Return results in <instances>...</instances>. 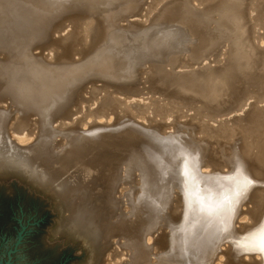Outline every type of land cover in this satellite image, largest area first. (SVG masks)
I'll return each mask as SVG.
<instances>
[{"label":"bare ground","instance_id":"6f19581e","mask_svg":"<svg viewBox=\"0 0 264 264\" xmlns=\"http://www.w3.org/2000/svg\"><path fill=\"white\" fill-rule=\"evenodd\" d=\"M164 1L166 0H131L130 3L125 7L119 8L112 16L110 30L111 37L114 39L130 37L145 42L146 38L156 33L164 41L161 49L145 47V49L143 48L144 50L138 51L132 57L131 63L122 77L129 84L137 85V77L139 76L137 70L140 67L151 69L153 80L157 76L160 77L162 75L163 84H167L165 85V87L167 86L166 88H162L163 85L158 87L157 90L156 87H153L156 90L155 93L161 94L167 99L180 100L182 103L195 100L193 102L198 104V108H195L189 114L188 112L177 111V105L176 107L173 105L176 109L173 107L169 109L170 105L169 107L165 105L167 108L160 107L159 109L156 105L159 101L155 104L158 108H155L153 107L154 105L151 106L150 101L153 100L151 98L150 103H141L140 101L125 102L123 97L125 103H120V100L119 103L123 105V110L127 114H125L127 118L124 117L126 120L123 122L124 124L132 127V129L145 130L147 133H149L148 130H151L152 134H150L154 135L152 132L154 129L153 125H157V121L158 124H166L168 121L171 123L174 120L176 123L173 121L174 124L172 126L180 132L178 134H182L187 149L182 148L184 161L178 163V169L174 167L177 173V181H174L173 189L170 192L167 189L169 193L166 208L161 213L159 212L157 225L148 229L142 224L141 228H138L137 238L133 240L134 242L132 240L129 241L127 235L122 237L123 241L117 239L120 249L111 246L114 250H107L111 251L108 255L106 254V256L110 257V263L108 264H133L134 254L143 251L148 257L149 263L146 262L147 264H264V253L258 250L256 240L252 235L261 226H264V12H259L257 8L262 1L168 0L164 5L162 4L160 9L158 8L159 10L156 13L159 12L157 14L154 13L150 16L151 6L156 7ZM262 11H264V8ZM134 15L138 16L139 20H136L137 18L129 20L130 18L128 17ZM65 16L67 14L60 17L65 18ZM93 18L94 14L89 13V18L87 17L89 21L85 22L83 28L88 27ZM122 18L124 23H119ZM147 20L148 23H145ZM125 27L130 28L127 35L116 32L118 28ZM49 39L50 37L47 40V44L51 45L50 43L53 39H50L52 40L51 42H49ZM222 56L225 59L224 62H221ZM182 62L202 66L189 73H183L181 72L182 70H177V67ZM95 74L98 73H87L82 78L74 81L67 88L70 94L66 96L65 105L55 115L43 113L40 117L43 118L41 123L45 127L55 125L53 122L58 124L57 120L62 118L64 112L70 110L69 105L80 89V82L89 80L90 77L88 79V76ZM193 74H195L194 77L202 75V78L206 79L205 83L207 86H204L206 89H203L205 91H201L202 87L201 89L199 88L200 91H197L196 86V90L190 91L179 87L183 86V83L188 81V79L189 81L191 78L194 79ZM100 76L97 77L95 75L97 78ZM169 78L172 80H168ZM158 79L160 80L158 82H161V78ZM169 85L173 91L168 89ZM91 86L89 83V87ZM89 89L91 90V88ZM118 90L119 92L121 91L120 89ZM135 90L132 86L130 91L124 95L135 94L138 96L139 94L137 95V90L136 92ZM231 91L233 92L231 93ZM229 93L230 95L235 94L232 103H230V100H225ZM84 97L86 96L84 95ZM73 102L76 101L73 100ZM172 103H175V101ZM17 104L11 103L10 107H6L7 104L0 106V170L3 171V168H9L11 171H18L28 176L36 184L49 189L56 197L59 196L63 199L72 197L79 200L76 204L74 203L75 207L70 217L69 226L74 231H78L85 241L92 242V245H94L96 238L100 237L101 226L95 223L94 215H92L94 207L92 205L89 206L91 194H94L93 190H91L92 187H75L74 185L78 182L75 177L70 175L60 176L54 168L51 169L45 165L51 158L60 160V154H63L66 150L52 155L50 153L52 146L50 134H47L45 139L43 137L33 139L32 132L23 131L19 125L22 121L19 120V124L17 123L24 112L18 108ZM120 109H122V106ZM16 112L19 114H16ZM85 112H81L80 116L74 117L73 113L69 116L70 118L67 116L69 119L66 121L69 123L68 130L70 131L81 127V124L87 125L86 129L79 130L78 145L75 148L71 147L67 151L77 150L87 156L89 151L86 150L91 146L88 141L90 140L89 138L110 129L108 127L110 124L94 121L86 122L82 118H87L93 111L91 110L90 114ZM92 115L95 118L97 114ZM179 116L183 117L185 121H181L183 119L179 118ZM137 117H142V120H145L146 123L136 121ZM64 122L62 121L63 125ZM67 123L65 124L66 126ZM40 126L43 125L40 124ZM63 127L62 129L65 130V126ZM157 127L160 126L158 125ZM169 127L171 128V125ZM170 128L169 130H171ZM52 129L56 130V127L54 126L53 128L52 126ZM169 130L165 133L170 132ZM160 135L164 136L165 134ZM233 141L236 142L235 145L231 144ZM216 143L227 145L226 148L229 149V152L227 153L228 149L221 146L224 150L220 152L221 154L218 152L215 154L213 152L215 147H212ZM218 146L216 144L217 151ZM217 156L221 158L220 161L213 159ZM92 157L94 158L93 161H96L95 154L92 153ZM41 159H44V161L41 162ZM45 159L47 160L45 161ZM131 162L132 160L129 159L124 163V177L130 180L122 182L127 185L125 186L127 187V192L124 195L127 197L130 212L135 213V218L130 225L128 223L125 224L128 225L129 229H135L139 221L136 219L137 210L146 207L147 197L153 181L147 167L143 163L139 161L137 165H133V162ZM203 167L209 168V171L201 172L200 169ZM223 167H226L227 171L223 170ZM172 168L171 166L170 170ZM164 171L166 172V170ZM164 175L167 174L164 173ZM169 177L171 178V176ZM169 177L168 181H170ZM163 179L166 182L167 179L162 177L161 180ZM249 179L252 181L251 184L247 183ZM108 181L111 185L109 190L111 189L112 191L117 186L116 179L111 177ZM95 182L98 183L97 181ZM246 203L251 206L247 205L244 209L241 208V205ZM120 207L125 208L126 206L120 205ZM244 213H247V218L250 222H240L235 225L234 222L238 215L242 214L239 217H246ZM145 215L147 217V214ZM155 217L154 214L151 218ZM148 220L151 219L147 218ZM112 235L114 233L111 230H108L107 234L104 235V237L106 236L104 240L107 239L104 248L108 245L109 237H114ZM129 247L130 253L126 254ZM121 248L127 249L125 255H127L126 258L128 259L123 260L121 258L122 253H124ZM103 254L100 255L99 259L96 258L97 264L106 260V257L104 261L102 260L105 255ZM117 257L122 260L118 261Z\"/></svg>","mask_w":264,"mask_h":264},{"label":"rangeland","instance_id":"374dc122","mask_svg":"<svg viewBox=\"0 0 264 264\" xmlns=\"http://www.w3.org/2000/svg\"><path fill=\"white\" fill-rule=\"evenodd\" d=\"M167 1L158 4V7L152 5V11L154 9V12L152 13L151 11L150 16L156 13L162 4L164 5ZM261 1L257 8L259 12H264L262 11L264 1ZM130 2L131 0H0V106L7 104L6 107H10L11 103L14 105L18 103V108L24 113H22L23 115L19 117L18 123H16L19 124L22 121L19 125L23 131L28 130L29 133L32 132L33 139L36 137H43L45 139L46 135L50 134V137H52L50 139L53 141L50 142L52 144L50 148L52 155L66 150L63 154H60V160L51 158L45 165L51 169L54 168L60 176L70 175L75 177L78 180L74 185L75 187H92L91 190H93L94 194H91L92 197L89 200V206L92 205L94 207L92 215H94L95 223L101 226L100 237L96 238L94 245H92V242L85 241L78 231H74L69 226L70 217L73 214L76 202L79 200L72 197L63 199L57 196V198L49 189L31 181L25 174H21L18 171H11L9 168H3V171L0 170V264L6 258V248H12L17 231L19 230L21 237L15 249L10 253L9 264H97V259L100 258L104 250L105 255L103 254L102 260L104 261L106 257V262L99 263L108 264L110 263V257L106 256V254L108 255L111 251L107 250H114V246L120 249L118 240L123 241L122 237L124 235L129 237V241L132 240L134 242L133 240L137 238L138 228H141L142 224L145 228H153L157 225L156 223L161 211L166 208L168 193L173 189L174 181H177V173L175 172L178 169L177 165L180 161H184L183 149H187L186 142L182 138V134H178L180 132L172 126L176 123L174 120V123L173 121L171 123L168 121L166 126L165 123H163L165 125L158 124L157 120L159 119H150L157 121V125H153L154 129L152 132L154 135H151V130H148L149 133H147V131L142 129H132V127L123 123L126 121L127 114L123 110V105L120 103L124 101L149 102L151 98V100L153 99L150 101L151 106L154 105L153 107L155 108H167L170 105L169 109H172V107L174 108L177 105V111L188 112L189 114L195 108H198V104L193 102L195 100H190L192 102L188 101V103L183 102L185 103L183 104L180 100L178 101L174 98L167 99L161 94L155 93L158 87L164 85L162 87L164 88L167 84H163L162 75V77L159 75L160 77L157 76L153 80L151 77V69L148 70L140 67L137 70L139 75L137 77V85L129 84L122 77L126 73L132 57L138 51H141L143 48L145 49V47L161 49L164 44V41L156 33L146 38L145 42L130 37L123 39H114L111 37L110 20L112 16L119 8L125 7ZM89 13L94 14V18L90 21L88 27L83 28L85 22L89 21L87 20ZM64 14H67L65 16V18L67 17L66 19L60 17ZM128 18H130L129 20H135V18L139 20V17L135 15L129 16ZM58 22L60 23L58 24ZM120 22L124 23L123 18L119 20ZM145 23H148V20ZM129 31L130 28L128 27L118 28L116 30V32L125 35ZM49 37L53 39V41L49 39V42L52 41L50 43L51 45L47 44ZM55 41L57 42L55 43ZM224 61L225 59L222 56L221 62ZM201 66L189 62H182L177 67V70H182L181 72L183 73H189ZM94 72L98 73L95 74L97 77L101 76L97 78L95 75H91L88 76V79L90 77V79L93 78L94 80L89 79L85 80L86 82L84 80L80 82V89L73 99L78 102L76 103L72 100L69 105V109L73 111L69 110L64 112L62 115L64 120L62 118L60 120L58 119V124L57 122H53L55 125H51V129L48 126L45 127L41 123V119H43L40 118L41 115L43 113L48 115L58 113L60 108L66 103V96L70 94L67 88L87 73ZM158 78H161V82H158L160 81ZM203 78L202 75L199 77L195 76L194 79L191 78L190 81L188 79V81L183 83V86L181 85L179 87H183L182 89H186V91L196 90V88L197 91H200L199 88L201 89L202 87V91L206 89L204 86H207L205 83L206 79ZM89 83L90 86L92 84L91 87H89ZM132 86L134 90H137V95H139L128 94L125 96L124 94L130 91ZM153 87H156V90ZM118 89L125 93L121 91L120 93ZM168 89L173 91L170 85ZM84 95L86 96L84 97L85 99L83 98ZM231 95L229 93L225 99L230 100V103H232L235 94ZM122 97L125 98L124 101ZM174 101L175 103H172ZM227 103L229 102L227 101ZM165 105L167 106L165 107ZM121 106L122 109H120ZM91 110L93 111L92 113ZM81 112L91 113L87 118H82L86 122L90 123L94 121L110 124L108 125L110 127L108 129L109 131H103V134H96L89 138L90 140L88 141L91 146L86 150L89 151V153L87 152V156L77 150L67 151L71 147L75 148L78 145V139L80 137L78 135L79 130L86 129L87 125L81 124V127H77L76 130L71 129L70 131L68 130L69 123L66 120L70 118L69 116L72 113L75 117L80 116ZM16 114L19 113L16 112ZM92 114L99 115L93 118ZM179 118L183 119L181 116ZM136 119L138 122L146 123L145 120H142V117H137ZM62 121H65L67 126L65 122L63 125ZM181 121H185V119ZM59 123H61V126ZM169 123L171 128L169 127ZM40 124L43 126H40ZM62 125L65 126V130L62 129L64 128ZM158 125L160 127H157ZM52 126L53 128L55 126L56 130L52 129ZM111 127L112 129L114 128L113 131ZM165 129H168L172 134L170 132L165 133L168 131ZM161 132L165 135L161 136L160 134L163 135ZM172 140H175L176 143ZM232 143L233 145L236 144L235 141ZM216 144L217 146L219 145L218 151ZM216 144L212 147H215L213 151L215 154L217 152L220 153L227 146ZM221 146L224 148H221ZM92 153L95 154L96 161H93ZM215 158H213L215 161L221 160L218 156ZM129 159L132 160L133 165H137L139 161L143 163L147 167L153 181L152 188L147 197L146 207L137 210L136 219L139 221L135 229L133 227V229H129L128 225L125 224L128 223L130 225L131 221L135 218V213L130 212L127 197L124 195L127 192V187H125L127 185L122 182L130 180L124 177V163ZM43 161L44 159H41V162ZM171 166L173 170H170ZM226 169V167H223V170L227 171ZM200 171L207 172L209 168L203 167ZM158 172L163 174H159ZM164 173L167 175H164ZM167 176L170 178L169 180L172 182V186ZM111 177H115L117 183V186L112 191L111 189L109 190V186L111 185L108 181ZM162 177L167 179L166 182L164 179L161 180ZM120 205L126 206L125 208L128 210L120 207ZM247 205L251 206L249 203H246L242 204L241 208L244 209ZM142 210L144 211V215ZM145 214H147V217ZM154 214L156 217L151 218ZM244 214L246 216L245 218L239 217L242 214L237 216L234 222L235 225L240 222H250L248 221L247 213ZM147 218L151 220H148V222ZM108 230L114 233L112 235L114 237H109L112 241L108 239V245L106 244L107 246L104 248V244L107 242V239L104 240L106 237L104 235L107 234ZM127 249L121 248V251L124 252L121 256L123 260L128 259L126 258L127 255H125V252L127 251L128 253L126 254H129L130 247ZM143 256H147L144 251L141 253L136 252L133 256V264L149 263L148 257L145 258ZM119 257H117L118 261H121L122 259Z\"/></svg>","mask_w":264,"mask_h":264},{"label":"snow or ice","instance_id":"6c2138e0","mask_svg":"<svg viewBox=\"0 0 264 264\" xmlns=\"http://www.w3.org/2000/svg\"><path fill=\"white\" fill-rule=\"evenodd\" d=\"M187 179V177H186ZM248 184H251L252 181L247 180ZM256 240V247L259 251L264 253V226H261L255 233L252 234Z\"/></svg>","mask_w":264,"mask_h":264},{"label":"water","instance_id":"95a60500","mask_svg":"<svg viewBox=\"0 0 264 264\" xmlns=\"http://www.w3.org/2000/svg\"><path fill=\"white\" fill-rule=\"evenodd\" d=\"M20 237H21V235H20V230H19V231H17L16 239H15V241L12 244V248H6V250H5V256H6V258H5V260H3V263L2 264H9L10 253L15 249V246L18 243Z\"/></svg>","mask_w":264,"mask_h":264}]
</instances>
